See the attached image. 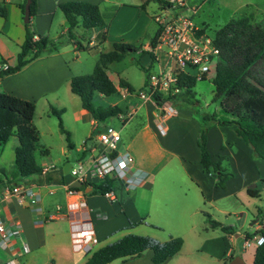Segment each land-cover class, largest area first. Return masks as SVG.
<instances>
[{
	"label": "crops",
	"instance_id": "crops-1",
	"mask_svg": "<svg viewBox=\"0 0 264 264\" xmlns=\"http://www.w3.org/2000/svg\"><path fill=\"white\" fill-rule=\"evenodd\" d=\"M63 1L66 0H37L38 13L32 18L31 24L32 29L40 36L51 38L50 35H53L51 39L59 43L58 49L53 52H45L24 66L20 71L1 77L0 91H6L35 103L36 111L33 123L40 131V139L45 130L42 118L40 116L38 118L37 115L39 109L44 114H50L51 107L64 109L63 115L71 111L75 125L71 130H67L71 133V139H74L73 141L71 140L74 145L71 149H75L78 156L71 159L67 158L64 165L67 162L87 161L93 153L103 148L101 145L104 144L100 141V134L110 126L120 131L122 135L118 151L132 154L134 167L140 171L139 175L144 176V180L135 187H128L120 183L118 189L113 191V194L108 195L93 193V189L90 192L75 190L74 193H70L66 183L41 181L38 176L29 177V179L31 178L30 180L23 182L30 181L34 184L35 189L41 196V200L38 203L21 204L14 199L0 202V215L5 222L10 223L19 220L23 229L22 235L18 238H13L7 248L0 247L8 256L7 261L0 260V264H5L11 259H15L18 264H36L34 262L36 261L35 256L30 255L32 251H39L42 255H46L57 263L58 255L65 256V252L69 247L72 249V253L79 257L81 254L86 253L77 251L73 246L72 224L74 222H82L86 226H91L98 239V243L94 246L95 251L105 246L101 245L97 248L102 240L108 239L117 229L131 231L143 225L146 217L144 218L142 215L150 213L154 208L160 212L174 213L172 215L174 221L181 226L189 227L190 230H195L193 232H197L196 229L200 223L203 224L202 227H205L208 232H210L209 230L216 232L218 231L217 229H220L223 239L232 243L230 249L225 248L221 253L206 250L204 254L193 255L182 249L176 255L159 264H221V260L223 261L222 264H228L236 257L233 253L237 245V239L242 237V232L233 226H231L233 227L232 233H227L220 227H211L209 229L205 226L206 220L204 222V217H207V215L203 213L202 206L198 204V198L195 196V199L190 200L188 195L184 196L182 194L185 188L192 189L197 186L202 189L204 180L208 176L212 180L213 177H216L217 180L216 174L214 172L211 174L205 172L201 164V151L198 146V138L200 136L199 120L193 118L192 114L184 115V119L179 121L180 131H175L172 125L167 124V122L171 118L180 116L182 113L181 109L177 108L178 113L176 115L165 116L154 101H145L137 96L124 97L123 88L120 89L119 94L113 95L114 99L109 104L128 106L127 114L118 116L121 125L113 126V123L110 124L109 121L94 119L91 113L83 108L81 98L73 93L71 89L72 78L86 72H84L83 53L77 48L76 42L70 40L68 34L69 24L59 7V4ZM85 1L100 6L104 25L101 28L93 29H85L79 26L74 29V33L77 41H81L82 49H85V52L87 51L93 58L95 55L96 62L100 52L105 51H100L96 55L95 51L89 49L104 47L106 44H110L113 48L114 42L124 41L142 47L136 52L137 55L151 58L147 65L143 64L145 67L153 66V68H156L154 65L157 64L158 71L165 68L168 59L163 50L155 49L156 63L153 62L150 54V51H152L150 40L159 29V23L156 20V15L159 13L149 14L148 12L150 0H135L134 4L124 2L126 0ZM158 1L161 13H163L167 0ZM4 2L7 15L6 17L0 15V66L4 63L14 66L17 64V56L27 34L24 11L21 7L23 0H4ZM151 18L155 22V31L153 34H147V36L141 38L142 31L148 33L147 28H152L150 25ZM65 35H67L68 39L60 42L61 37ZM163 59L167 60L162 64ZM112 75L111 78L113 77ZM115 83L118 85L117 82ZM143 86L139 89L135 88V91H139ZM98 96L101 99L109 98V96L102 94ZM85 124L90 126L85 129ZM160 125L164 126V133L160 131ZM219 127L223 130H228L229 128V126ZM77 130L81 131L78 138L75 135ZM213 130L214 127L208 133V146L213 161H217L220 155L225 156L224 161L226 163L237 161L236 145L240 150L244 149L248 154L252 153V149H248L243 140L242 142L233 136H231L232 140H223L220 136L216 140L215 147L217 148L215 154H213L212 149L214 148L211 144ZM62 134L64 133L62 132ZM169 134L174 136L175 139L168 138ZM11 138L17 137L13 136ZM125 138L127 139L126 141ZM164 139H167L166 142H164ZM11 140L14 139H10L0 151V176L11 178L13 182H21L24 177H14V172L9 174L4 167L3 156L7 150L6 148H9ZM78 143L80 144L78 145ZM18 144L17 138L12 145L14 154ZM41 153L44 155L48 154L43 149ZM175 155H182L186 166L193 164L198 166V174L188 171L184 174L165 172V167ZM39 162L44 166V172L54 171L55 178L60 176V170L63 173V168H57L54 164L47 165L44 160ZM237 162L239 163V160ZM3 169L5 173L1 172ZM68 212L72 213L68 216L66 215ZM51 215H55V217L51 218ZM199 215L202 219L196 222ZM263 215L260 213L257 220ZM257 220L253 221L255 230H257ZM196 234V237L199 238L198 241H203L204 239L212 240L210 249L218 247V238L213 241V237L204 238L201 237V233L198 232ZM148 235L160 242H165L169 239L160 238L157 234ZM247 237L250 236L247 234L243 235L245 250L240 256L244 259L245 264H247L248 258L253 257V264L256 249L250 253L252 256L248 254V249L246 248L252 247V245H246ZM23 242L29 245L28 252L23 251ZM152 255L153 252L147 250L140 257L116 259L108 264H156L152 260ZM87 260L88 258L79 257L78 263L74 262L75 264H85Z\"/></svg>",
	"mask_w": 264,
	"mask_h": 264
},
{
	"label": "trees",
	"instance_id": "trees-1",
	"mask_svg": "<svg viewBox=\"0 0 264 264\" xmlns=\"http://www.w3.org/2000/svg\"><path fill=\"white\" fill-rule=\"evenodd\" d=\"M28 0H23L21 7L25 11ZM69 24L68 34L72 42H76L81 50L82 43L77 41L74 29L82 26L85 29L101 28L104 25L101 8L85 0H66L59 4ZM38 13L37 0H31L30 21L26 23L27 34L21 50L17 56V64L4 70L0 69V78L20 71L31 61L37 59L45 52L58 49V44L47 36H40L34 40L35 31L32 29V18ZM0 15L6 17L7 9L4 0H0ZM203 32H207L203 27ZM160 30L150 40L152 51L150 54L156 63L155 49L158 46ZM216 45L220 48L216 75L213 79V101L220 104L218 113H206L200 122V136L198 146L201 151V164L205 172H214L217 176L216 187L225 188L226 182L235 176L227 172L224 167V155L213 161L208 146V133L213 126H229L235 131L251 149L252 156L264 159V19L254 21L250 15L235 16L214 34ZM142 47L128 42H114L113 48L100 52L97 64L92 73L76 75L71 80L72 92L82 101L83 108L91 113L94 119L103 121L112 117L125 115L128 106L109 105L104 107L95 103L99 94L113 96L120 93L121 88L128 87L135 91V87L119 78L118 85L109 74V67L114 62H120L127 55L138 52ZM148 77L153 66L145 67L138 63ZM197 77L181 73L177 86L180 92L175 95L157 92L154 100L157 104L164 101L171 102L176 108H197L201 105L200 99L194 90ZM144 85V86H145ZM144 86L142 88H144ZM36 105L33 101L23 99L11 93L0 91V151L16 136L19 144L15 149L14 177L38 176L41 181L65 184L64 175L55 178V172H44V166L37 160L36 151L40 144V131L33 123ZM64 109L51 107L50 114L59 120L61 131L66 135L68 146L73 148L71 133L65 128L62 118ZM49 153L48 149H43ZM4 172V169L1 170ZM264 182V177L261 178ZM120 182L106 178L99 183L86 184L85 187L75 188L84 191L87 186L93 187V193L107 194L116 191ZM248 194L255 197L260 195V189L249 186ZM211 227H220L227 233H232L233 227L214 220L210 214L205 213ZM264 234V230H261ZM184 246V239L172 236L165 242H160L150 236L141 234H126L117 241L95 250L85 264H108L116 259H130L142 256L147 250L153 252L152 260L159 264L179 253ZM253 264H264V243L256 246Z\"/></svg>",
	"mask_w": 264,
	"mask_h": 264
},
{
	"label": "rangeland",
	"instance_id": "rangeland-1",
	"mask_svg": "<svg viewBox=\"0 0 264 264\" xmlns=\"http://www.w3.org/2000/svg\"><path fill=\"white\" fill-rule=\"evenodd\" d=\"M135 0H126L124 2H128V4H134ZM189 7L198 8L199 11L194 15V20L196 24L200 27H205L208 34H214L220 27L224 26L229 20H231L235 16L241 15H250L254 21H260L264 19V0H185ZM103 5V3H102ZM149 14H153L155 12L161 13V8H159L158 0H150L149 1ZM120 6V5H118ZM155 22L153 19H150V27L147 28L148 33L145 31L141 32L140 37L144 38L147 34H153L155 31ZM149 25V26H150ZM152 30V31H151ZM52 38L53 35H50ZM49 38V39H51ZM68 39L67 35L62 36L60 42ZM52 40V39H51ZM112 47L110 44H106L104 47H94L93 50L96 52V55L100 51H109ZM83 53V61H84V74L92 73L95 68L94 64L96 62L95 55L94 58L91 57L85 52V49L80 50ZM92 53V52H91ZM151 58L149 56H139L136 53L129 54L126 58L120 62H114L109 67V74H113L112 78L115 82H119V78H124L129 81L135 88L139 89L143 86L147 79L146 72L141 69L138 64L141 62L144 65H147L150 62ZM167 60V59H166ZM163 59V62H166ZM156 68H153L154 72L158 71V65H154ZM88 72V73H87ZM216 75V72L212 70L209 73L204 74L201 78H197L195 85V92L197 94L198 99L201 101V105L197 108H181V114L178 117H174L168 120L167 124L172 125L175 131H180L179 121L184 119V115L192 114V117L201 122L202 116L206 113H218L220 111V104L218 102L213 101L214 97V83L213 79ZM114 96H109V98L101 99L97 95L95 97V103L97 105H102L107 107L110 102H112ZM41 109L37 112L38 118L39 116L43 120V128L45 132L41 136L39 147L36 151V157L39 161L44 160L47 165L54 164L57 168H63L64 162L67 158H75L78 156V153L75 149H71L68 147V143L66 140V135L62 134L59 120L56 116L52 114H44ZM64 126L66 129L71 130L74 128L75 122L74 117L71 111L62 115ZM110 124L113 123V126H120L121 121L118 117H112L107 119ZM90 125L85 124V129H87ZM214 130L212 131V140L211 144L214 149H212V153L215 154L216 148V140L221 136L223 140H232L233 137L235 139L238 138L235 135L234 129L231 127L228 130H223L219 126H213ZM81 131L75 133L77 138L80 136ZM16 137V136H15ZM174 140L175 137L169 134L168 138ZM167 138V139H168ZM9 144V148H6V152L3 156L4 167L7 172L10 174L15 171L14 164V151L12 145L17 138H11ZM16 139V140H15ZM167 139H164L166 142ZM74 140L73 138L71 139ZM127 139L125 138V141ZM243 142V141H242ZM248 149L250 147L243 142ZM80 143H78L79 145ZM211 146V147H212ZM42 149H48V154H42ZM236 153L238 154L239 163L237 161H230L229 163L224 162V167L227 172L234 173L235 176L230 178L228 182H226L225 188L216 187V177L210 178L209 176L204 180L202 189H199L197 186H194L192 189L185 188L182 194L188 195L189 199H195V196L198 198V204L202 206L204 210L203 213H209L213 217L214 220L222 222L226 226H233L235 229L240 230L242 232V237L237 239V245L235 246V251L233 254L236 256H240L242 252L245 250L244 246V238L243 235L247 234L251 238L254 236L255 227L253 221L257 220L258 215L260 213L263 215L264 210V182H262L261 178L264 177V159L255 158L251 154H248L247 151L240 150L237 145L235 148ZM216 156V155H215ZM184 157L181 156H173L168 165L165 167V172L170 173H187L192 172L198 174L199 168L195 164L191 166H186L183 162ZM186 159V158H185ZM239 169V170H238ZM31 179V178H30ZM29 178L24 177L22 181L30 180ZM247 185V186H246ZM249 186L257 187L260 189L259 196H251L248 194L247 188ZM204 194V195H203ZM261 209V210H260ZM147 210V208H146ZM260 211V212H259ZM146 212V211H145ZM243 212L242 214H240ZM174 213L171 212H160L155 208L147 213L142 215L145 218V222L140 227L133 229L131 231H127L126 229H117L113 232V235L110 236L106 240H102L100 244H98L97 248L101 245H106L117 241L121 236H124L128 233H146L141 235L150 236L148 234H157L160 238H169L171 236H180L184 239L183 251L190 252L191 254L201 255L204 254L206 250H212V252L221 253L225 248H231L232 243L227 242L222 237V232L220 229H217L216 232H210L205 230V227H202V223L199 224V227L196 229L197 232H193L195 230H190L189 227L181 226L174 221L172 215ZM202 218L200 215L198 216L196 222H199ZM206 220V222H205ZM205 226L211 229V224L208 221L207 217H204ZM257 222V221H256ZM201 233V237H213V241L218 238V247H213L210 249V243L212 240L204 239L203 241H198L199 238L196 237V233ZM194 233V234H193ZM213 233V234H212ZM190 234V235H189ZM192 234V235H191ZM171 235V236H170ZM170 236V237H169ZM167 239V240H169ZM166 240V241H167ZM159 241V240H158ZM248 254L252 253L256 249V245H252V247H247ZM227 250V249H226ZM225 250V251H226ZM199 251V252H198ZM224 251V252H225ZM224 254V253H223ZM35 256L34 262L36 264H75L78 261L79 257L89 258L91 253L81 254L79 257L72 253V249L66 250L65 256H61L60 254L57 257V263L55 260L50 259L46 255H42L39 251H32L30 254ZM250 256H252L250 254ZM8 256L3 250L0 249V260L7 261ZM75 261V262H74ZM253 257L248 258L247 264H252ZM78 263V262H77ZM223 261L221 260V264Z\"/></svg>",
	"mask_w": 264,
	"mask_h": 264
},
{
	"label": "built area",
	"instance_id": "built-area-1",
	"mask_svg": "<svg viewBox=\"0 0 264 264\" xmlns=\"http://www.w3.org/2000/svg\"><path fill=\"white\" fill-rule=\"evenodd\" d=\"M164 12L156 15L159 23L160 34L157 48L163 50L167 56L165 68L154 72L148 77L144 88L139 91H131L128 87L123 88V96H137L145 101H155L154 95L157 92L175 95L180 92L177 86L179 75L187 73L201 78L204 74L216 71L220 48L216 45L214 38L203 27L196 24L194 15L198 8L189 7L185 0H167ZM34 40H39L40 35L35 33ZM10 65L4 63L0 69H8ZM165 116H173L178 113L177 108L169 101L157 104ZM162 133L165 132L163 125L159 126ZM122 139L120 131L108 126L100 134V141L103 148L93 153L87 161H79L73 166L70 172L76 180L84 185L99 183L106 178H112L125 184L128 187H135L142 183L144 176L139 175L140 171L134 167V157L129 152H119V145ZM70 193H74L73 187L68 185ZM113 194V191L108 192ZM14 199L21 204L38 203L41 196L30 181L13 182L10 178L0 176V202ZM60 211V210H58ZM72 213V212H71ZM70 212L66 213L69 216ZM54 218L55 215H51ZM257 230L254 236L247 237L246 245L260 246L264 243V215L257 220ZM23 229L19 220L6 223L0 215V247L7 248L13 238L22 235ZM72 242L77 251L91 253L98 243L91 226L82 222L72 224ZM24 252L29 251V245L23 242ZM5 264H18L15 259Z\"/></svg>",
	"mask_w": 264,
	"mask_h": 264
},
{
	"label": "water",
	"instance_id": "water-1",
	"mask_svg": "<svg viewBox=\"0 0 264 264\" xmlns=\"http://www.w3.org/2000/svg\"><path fill=\"white\" fill-rule=\"evenodd\" d=\"M30 4H31V0H28L25 6L24 20L26 23L30 21ZM101 147H104V145H101ZM75 165H77V162H67L64 165L63 167L64 181L67 185H70L71 187H75V188L85 187V185L81 181L76 180L73 174L70 172L71 168ZM92 189L93 188L91 186H87L85 191L90 192ZM228 264H245V261L241 256H236Z\"/></svg>",
	"mask_w": 264,
	"mask_h": 264
}]
</instances>
